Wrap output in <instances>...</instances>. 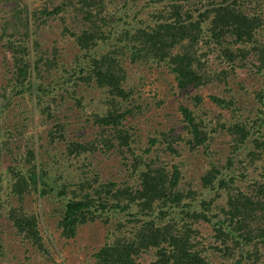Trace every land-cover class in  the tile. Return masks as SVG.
Masks as SVG:
<instances>
[{"label":"trees","instance_id":"trees-1","mask_svg":"<svg viewBox=\"0 0 264 264\" xmlns=\"http://www.w3.org/2000/svg\"><path fill=\"white\" fill-rule=\"evenodd\" d=\"M183 1L184 4H178L177 0H171L169 8L157 17L162 23L155 29L148 27L135 33L125 31L127 37L112 33L111 29L115 25L113 20L108 21V32H104L101 26L99 32L97 25L101 17L90 6L82 8L80 16L83 29L86 25L89 27L83 31L71 26L65 31L70 32L76 39L75 46L79 47L75 56L77 61L73 70L74 77H70L72 79L69 84L68 69L59 55L60 48L56 46V41L47 43L43 34L38 35V19L52 21L58 17L63 6H52V10L38 7L28 18L27 11L22 9L25 7L21 0H0L1 16L8 17L10 14L14 18L23 17L28 21L25 26L21 23L14 24L13 34L10 35L14 37L13 42L8 31L7 35L2 32L0 37L8 42L4 44V48L10 56L13 73L3 91L2 104L10 108L11 99L17 96L27 106L26 109L16 101L18 117L25 116L33 120L35 127L44 125L46 119L53 120V126H49L47 130V138L51 143L56 136L58 139L66 136V133L53 132L55 128L62 129V122L54 111L64 104V98L78 99L77 88L81 82L93 86L95 84L106 90L104 93L107 96L110 94L112 97L108 101L109 110L98 113L95 121L102 128L118 132L116 138L121 147H127L133 156L130 145H137L138 153L135 152L134 163L130 166L136 177L134 184L126 180L119 184H100L97 188L88 182L84 174L76 182L70 183L68 190L63 188L58 193L60 197H64L67 191L72 193V198L64 205L60 222L61 236L64 239H74L79 228L90 222L100 220L108 226V239L95 254L96 264H207L206 257L201 256L197 249L198 243L194 240V236L199 233L196 225L199 226L201 221L217 229L227 227L224 231L225 246L215 249L225 262L255 264L264 260V183L252 178L243 185L247 179L245 167L243 172L234 169L238 163H244V158L249 161L247 167L252 170L257 169V161L264 160V90L256 92L255 104L250 112L247 111L253 114L254 110L258 116L250 125L240 121L239 117L236 122H224L220 114L216 116L220 128L232 136L234 143L230 145L225 160L221 158V152H206L213 157V161L201 176V186L208 189L210 195L206 201L200 202V207L192 206L195 221L191 223L183 215L191 206L183 203L185 194L192 196L195 192L186 188L190 187L185 180L186 162L175 163L172 159L181 157L183 144L192 149L205 146L204 151H208L211 133H216L219 125L215 126V130L214 125L210 124L208 115L211 112L202 108L203 97L193 96L191 99L195 104L191 108L188 105H181L179 108L184 122L183 133L178 134L174 129L157 132L156 137L150 138L147 146L142 148L139 146V134L133 131L132 126L125 127L123 123L128 119L130 120L127 122L135 120L137 112L142 110L132 102L133 92L124 87L127 80L125 70L115 56L100 55L96 51L100 44L111 47V42L114 41L124 44L133 63H148L150 60L165 63L169 72L175 75L176 88L180 92L200 89L213 79L226 77L229 73L226 70L215 71L210 76L203 70L197 55L205 34L209 42L206 41L208 44L204 45L210 48V42H214L224 52L226 60H239L238 63L243 67L260 68L264 65V43L259 39L260 31L264 32V0L253 10L244 6L243 0ZM85 5L88 4L85 2ZM0 22L1 29L6 31L5 17H1ZM201 23H207L204 31ZM76 30L81 34L75 33ZM235 45L246 48L235 50ZM232 98L231 95L229 98L211 96L210 100L220 108L230 109L235 104ZM23 122L22 127L29 124L26 118H23ZM24 132L25 128L17 132L19 141L26 139V143L34 139V136H24ZM8 136L13 137L10 133ZM249 138L250 141L253 140V147L250 146ZM102 141L107 142L104 138ZM108 147L111 149L114 145ZM64 149L73 157V163L70 164L74 167L77 159L86 158V155L90 156L98 149L103 151L105 146L98 147L92 141L78 140L64 144ZM241 149H246L243 156L238 153ZM237 155L238 163L235 162ZM161 156L167 157L163 159ZM34 157V150L28 148L23 158H17L18 162L22 161L25 165L27 173L15 175L13 179L12 192L20 199L23 194L36 191L37 186H41L43 195H46L52 190L51 187L47 189L46 180L57 184L61 179ZM54 164L61 165L62 162L55 160ZM261 167L264 169V165ZM75 169L83 174L82 167ZM1 188L0 180V190ZM105 193L108 197L102 196ZM223 202L225 203L221 204ZM177 207L180 213L170 211ZM1 208L8 211V219L17 233L34 249L47 255L38 218L23 207H12L10 201L3 199L0 194V212ZM165 219L166 222L162 223ZM256 225L263 227L261 233L253 228ZM147 255L151 257L149 260L146 259Z\"/></svg>","mask_w":264,"mask_h":264},{"label":"rangeland","instance_id":"rangeland-1","mask_svg":"<svg viewBox=\"0 0 264 264\" xmlns=\"http://www.w3.org/2000/svg\"><path fill=\"white\" fill-rule=\"evenodd\" d=\"M21 1L22 6L25 7L22 9L27 11L28 18L31 17L32 13L34 14L38 7L52 10V6L55 8L63 6L62 11L58 13V17L52 21L39 18L38 23L40 26L37 28L39 29L38 35L39 33L43 34L45 42L52 43L56 41V46L60 48L59 55L68 69L69 84L74 77L73 70L77 61L75 56L78 54L79 47L75 46L76 39L70 32L65 33V31L67 27L71 26H74V28L78 27V30L82 29L83 31L89 27L86 25L83 29V21L80 16V14L82 15V8L90 6L93 12L101 17L97 25L99 32L101 28L104 32H108L107 30L110 29L107 27L108 21L113 20L115 25L111 29L112 33L118 34V36L123 34L127 37L124 34L125 31L135 33L148 27L155 29L158 24L162 23V20L157 19V17L161 16L162 12L166 11L171 4V0ZM209 1L211 0H205V2ZM85 2L88 5H85ZM243 2L244 6L249 10H253L261 5L262 0H243ZM177 3L184 4V1L177 0ZM262 14L264 18V7L262 8ZM1 15L0 12V18L5 17L7 30L3 31L0 27V37L2 32L7 35L8 31V36L13 42L14 37L10 35L13 34L12 27L14 24L21 23L22 26H25L28 21L23 17L14 18L10 14L8 17ZM47 18L50 19V17ZM195 19L197 20L196 16ZM206 27L207 23H201L202 31ZM262 28L264 30V26ZM75 33H78L77 30ZM259 39L264 43V32L260 31ZM206 41L208 39L205 34L204 41L200 42L199 54L197 55L200 57L203 70L210 76H213L215 71L226 70L229 73L226 77L213 79V81L200 89L187 92L178 91L175 75L169 72L165 63L156 62V60H150L148 63L141 61L133 63L129 59V51L126 50L123 43L112 41L113 46L111 47L107 44L98 46L97 53L115 56L116 60L124 68L127 77L124 87L126 90L133 92L134 98L132 102L136 107L142 108L140 113L139 111L137 112L135 120L127 122L130 120L128 119L123 122L125 127L132 126L133 131L139 134V146L142 148L147 146L150 138L156 137L157 132L174 129L178 134L183 133L184 122L179 108L181 105H188L191 108L195 104L191 99L193 96L199 95L203 97L202 108L211 112L208 115V120H210V124L214 125L213 128L215 130V126L220 124L216 118L218 114L222 116V121L225 120L224 122H236L238 121L237 117H239L241 118L240 121H244L246 125H250L251 121L258 119V116L255 115L256 111L253 110V114L249 112L255 104L256 92L264 90V65L262 64L260 68L243 67L241 63H238L239 60H226L224 52L221 51L219 46L214 45L215 43L211 41V46L208 48L204 45L208 44L205 43ZM5 43L8 42L0 38V180L2 181L0 194L3 199L10 201L12 207H23L25 211L34 214L38 218L39 230L48 254L40 253L25 241L17 233L13 223L9 221L8 211L1 208L0 264H96L95 254L104 246L108 239V226L100 220L90 222L79 228L78 234L74 239H64L61 236L60 222L63 217L64 205L72 198V193L67 191L64 197L58 196V193L63 188L67 189L70 183L76 182L75 180L84 174V176H87L88 182L91 185L94 184L97 188L100 184L108 182L119 184L126 180H130L131 184H134L136 177L132 173L130 166L134 163L135 152L138 153L137 145H130L131 150L134 152L133 156L132 151H129L127 147H121L118 138H116L118 136L116 133L118 132L111 131L106 127L102 128L101 124L95 121V116L98 113L102 114L109 110L108 101L112 97L110 94L107 96L104 93L106 90L100 89L95 84L93 86L85 82H81L80 87L77 88L78 99L64 98V104L54 111V114L62 122V129L56 130L55 128L53 132L56 134L66 133V136L64 139H58L56 136V139L50 143L47 138V130L49 126L50 128L53 126V120H48L44 117L46 119L44 125L35 127L33 120L25 116H17L16 101L27 109L26 104L17 96L11 99L10 108L5 107L1 102L4 96L3 91L8 86L7 80L13 77L10 56L4 48ZM240 48H246V46H234L235 50ZM230 95L235 101V104L230 109L220 108L210 100L211 96L229 98ZM117 101L123 105L120 99H117ZM125 109L123 112H125ZM23 118L29 121V124L25 127H22L24 124ZM21 128H25L24 136H34V139H30L26 143V139L19 141L17 132ZM218 128L219 130L216 133L213 135V132L211 133L212 140L208 151H204L205 146L192 149L190 146L183 144L181 157L170 158L175 163L177 161L186 162L184 169L186 173L185 180L190 185V187L187 186L186 188L188 190L191 189L195 193L192 196L185 194L186 197L183 204L189 205L191 208H187V212H184L183 215L185 220L191 223L195 221L192 214V206L195 208L200 207V202L206 201L210 195L208 189L201 186V176L209 168L210 162L213 161V157L206 152H221V158L225 160L230 145L234 143L232 136L226 130H222L220 125ZM9 133L13 137H9ZM38 137L39 139H37ZM102 138L106 139L107 142L104 143ZM78 140H81V142L89 140L98 147L99 145L105 146V149L103 151L95 150L90 156L86 155V158L80 157L77 159L76 165L72 167L73 165L70 162L73 163V157L68 155L64 149V144ZM251 141L250 146L253 147V142ZM108 145H114V148L110 149ZM28 148L34 150V155L39 163L52 170L55 174L54 176H60L61 179L57 184L46 180L47 189L52 188L51 192L48 191L46 195H43L41 186H37L36 191L32 190L28 194H23V198L20 199V197L13 194L12 183L15 175L27 174L24 170L25 165L22 161L18 162L17 158H23ZM238 153L239 156H243L246 154V149H241ZM239 156L237 155L235 159L237 163ZM166 157L161 156L163 159H166ZM55 160H60L62 164H54ZM248 162L244 158V163H238L234 168L237 172H243L245 167L247 179L242 184H247L252 178L264 183V169L261 167V165H264V160L256 162L258 167L255 170L247 167ZM76 167H82L83 174L76 170ZM89 192L91 193V189H89ZM102 196L108 197L106 193ZM196 196L197 199H195ZM170 211L180 213L178 207ZM165 222L166 219L162 223ZM196 228L199 233L194 236V240L198 243L197 249L200 251L201 256L206 257L207 264L233 263V261L225 262L222 255L215 251V249L225 246L224 231L227 230V227L217 229L213 228L211 224L201 221L199 226L196 225ZM253 228L258 230L257 233H261L263 230V227L258 225ZM150 258V255L146 256L147 260ZM255 264H264V260L257 261Z\"/></svg>","mask_w":264,"mask_h":264}]
</instances>
